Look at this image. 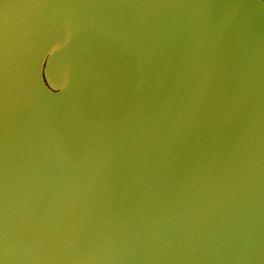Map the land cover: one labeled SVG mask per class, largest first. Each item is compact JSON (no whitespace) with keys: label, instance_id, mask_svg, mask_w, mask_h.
<instances>
[{"label":"water","instance_id":"95a60500","mask_svg":"<svg viewBox=\"0 0 264 264\" xmlns=\"http://www.w3.org/2000/svg\"><path fill=\"white\" fill-rule=\"evenodd\" d=\"M0 264H264V0H0Z\"/></svg>","mask_w":264,"mask_h":264},{"label":"clouds","instance_id":"9594fccd","mask_svg":"<svg viewBox=\"0 0 264 264\" xmlns=\"http://www.w3.org/2000/svg\"><path fill=\"white\" fill-rule=\"evenodd\" d=\"M185 128L186 121L180 119L174 107L165 110L161 106L150 111L137 126L136 135L143 133L144 143L151 149L144 161L145 165L154 158L152 171L145 173L140 185L141 195L144 194L145 184L151 186L153 194L159 195L158 184L161 176L165 174L162 171L163 166L169 162L168 157L174 151V145L180 140ZM153 144L159 145V155H156L155 150L152 149ZM89 168L92 169L90 174H95V161H89L82 170L87 171ZM62 183L68 191H79L84 182L78 181L75 175H70L64 176ZM59 187L56 186L57 191Z\"/></svg>","mask_w":264,"mask_h":264}]
</instances>
